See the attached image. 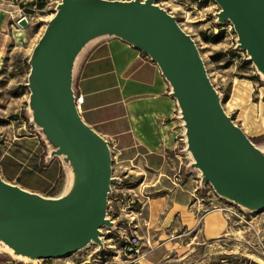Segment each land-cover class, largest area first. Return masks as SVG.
Wrapping results in <instances>:
<instances>
[{"label": "water", "instance_id": "water-1", "mask_svg": "<svg viewBox=\"0 0 264 264\" xmlns=\"http://www.w3.org/2000/svg\"><path fill=\"white\" fill-rule=\"evenodd\" d=\"M216 2L264 75V0ZM17 23L24 27L27 18ZM102 28L147 51L162 68L206 178L264 208V156L221 107L192 37L175 19L148 0H61L30 52L27 85L36 122L71 159L76 182L63 195L46 197L0 176V238L31 258L64 256L91 238L99 241L98 227L110 221L111 156L75 111L69 70L81 40Z\"/></svg>", "mask_w": 264, "mask_h": 264}, {"label": "rangeland", "instance_id": "rangeland-1", "mask_svg": "<svg viewBox=\"0 0 264 264\" xmlns=\"http://www.w3.org/2000/svg\"><path fill=\"white\" fill-rule=\"evenodd\" d=\"M0 1L6 16L5 31L0 37V176L5 180L4 177L12 175V179H6L8 182L20 188L26 186L43 196H61L67 188H73L76 172L71 159L65 152H58V146L36 122L27 85L30 52L61 0ZM148 1L167 11L192 37L222 108L264 154V79L230 20L221 15L219 3ZM20 14L27 18L24 27L17 23ZM37 138L40 141L35 146ZM175 139L168 173L176 184L184 182L193 187L192 199L183 209L188 213H183L188 214L187 221L194 223V228L171 226L159 218L156 223L150 221L147 227L142 225L140 216L147 217L144 201L159 194L161 184H151L154 174L143 170L140 164L133 165L134 161L127 165L118 163V156L112 166V173L118 176L113 177L118 181L115 184L118 189L106 205L105 216L110 221L99 227V241L92 240L64 256L38 258H20L0 242V264H146L144 255L153 244L160 245L157 237H166L165 233L167 239L175 242L174 245L168 242L166 255L159 264H264V208L257 209L259 206L239 200L207 179L196 163L198 149L185 131ZM52 161L59 162L58 168L56 165L55 169L45 170ZM56 174L53 183L47 185L46 179ZM127 195L135 199L129 206L124 200ZM139 206L141 214L137 216ZM213 208L221 210L225 229L217 237L205 238L203 216ZM133 223L138 225L136 232L144 245L142 253L131 260L121 252L119 234L133 230ZM156 229L162 231L159 236L151 235Z\"/></svg>", "mask_w": 264, "mask_h": 264}, {"label": "crops", "instance_id": "crops-1", "mask_svg": "<svg viewBox=\"0 0 264 264\" xmlns=\"http://www.w3.org/2000/svg\"><path fill=\"white\" fill-rule=\"evenodd\" d=\"M4 11L0 1V37L5 31ZM72 56L70 85L82 94L80 116L84 123L103 139L115 142L118 163L134 161L133 165L140 164L154 174L151 184H161L157 189L161 192L144 201L147 222L156 223L159 218L164 224L194 228V223L187 221L188 214L183 213H188L183 209L192 199L193 187L184 182L176 184L168 173L175 138L186 127L162 68L150 53L105 28L88 33ZM39 141L35 139L34 145ZM53 163L44 169L58 168L59 162ZM56 176L46 179V184H52ZM4 178L12 179V175ZM164 178L168 180L164 182ZM202 225L205 238L217 237L225 229V217L220 210H211L204 214ZM161 232L156 229L151 235ZM165 236L157 237L160 245L153 244L144 255L146 264H159L168 242L174 245L175 240L167 239V233Z\"/></svg>", "mask_w": 264, "mask_h": 264}, {"label": "built area", "instance_id": "built-area-1", "mask_svg": "<svg viewBox=\"0 0 264 264\" xmlns=\"http://www.w3.org/2000/svg\"><path fill=\"white\" fill-rule=\"evenodd\" d=\"M20 16H22L20 14ZM72 99L74 102V108L75 111L81 115L80 111H81V102H82V94L80 92L75 91L72 88ZM105 142H107L108 145V149H109V156H111V164L110 166L113 165V163L117 162V155L119 154L118 149L115 146V142L110 140V139H104ZM110 177H118L117 175L112 174V170H111V176ZM118 181L117 180H113L112 182L109 183V189L107 191L106 194V199H107V205L110 203V195L112 193H115L117 191V185ZM136 196V195H135ZM115 198V196H113ZM139 199V198H138ZM124 200H126V205L129 206L130 204H132L134 202V198H131L127 195V197L124 198ZM142 205V204H141ZM141 206H139V208L135 211V213L137 214H141ZM106 212V211H105ZM106 218V216H105ZM141 218V224L144 225L145 227H147V219L144 216H140ZM133 230L131 229L130 232H124V233H120L119 236L121 238V242H122V246H121V252L124 256L130 258L131 260L135 259V257H138V255L140 253H142V245L143 242L140 240L141 236L139 235V233L136 232L138 225L136 224H132ZM99 229V227H98ZM99 231L101 232V229H99ZM100 232H99V238H100ZM147 241V240H146ZM150 247V246H148ZM130 261V260H129Z\"/></svg>", "mask_w": 264, "mask_h": 264}, {"label": "bare ground", "instance_id": "bare-ground-1", "mask_svg": "<svg viewBox=\"0 0 264 264\" xmlns=\"http://www.w3.org/2000/svg\"><path fill=\"white\" fill-rule=\"evenodd\" d=\"M141 1V0H140ZM141 2H143V1H141ZM153 5H155L154 3H152ZM57 9V8H56ZM52 15H54V14H52ZM226 19H228L227 17H225ZM258 72L260 73V75L262 76V78L264 79V75H263V72H261V70H259L258 69ZM221 105V104H220ZM222 107V106H221ZM259 151L261 152V154L264 156V154H263V152L259 149ZM70 190V187L69 188H67L66 189V191H65V193H67L68 191ZM43 196V195H42ZM241 203V202H240ZM243 204V203H242ZM259 208H261V207H259ZM259 208H257V209H259ZM263 208V207H262ZM215 209H217V210H219L218 208H213V209H211V210H215ZM211 210H209V211H207V212H210ZM221 211V210H220ZM107 218V217H106ZM92 238L91 239H89V241H87V243H85L83 246H85V245H87L89 242H92ZM0 242L3 244V246L7 249V250H9V251H11V252H13L16 256H18V257H20V258H25V257H27V258H31V257H29L27 254H25V253H20V252H18V251H16L12 246H10L9 244H7L3 239H1L0 238ZM90 244V243H89ZM82 247V246H81ZM259 260H261L260 258H259ZM262 261V263H263V260H261Z\"/></svg>", "mask_w": 264, "mask_h": 264}]
</instances>
